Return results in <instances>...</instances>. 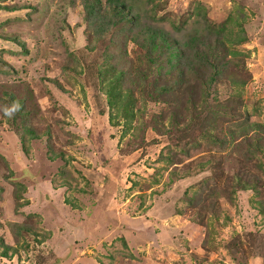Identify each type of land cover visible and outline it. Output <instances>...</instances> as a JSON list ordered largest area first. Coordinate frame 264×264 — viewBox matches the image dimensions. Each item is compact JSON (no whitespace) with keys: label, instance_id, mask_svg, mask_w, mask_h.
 <instances>
[{"label":"rangeland","instance_id":"rangeland-1","mask_svg":"<svg viewBox=\"0 0 264 264\" xmlns=\"http://www.w3.org/2000/svg\"><path fill=\"white\" fill-rule=\"evenodd\" d=\"M91 1L0 0V96L12 91L23 105L11 119L0 114V236L15 251L4 257L0 241V264H264V154L246 152L245 129L231 134L237 123L229 115L234 108L239 119L264 124V0H155L162 18L155 25L170 38L200 29L203 12L225 25L220 36L231 44L212 43L228 64L207 102L205 89L177 68L158 80L175 81L173 91L151 101L149 82L176 44L147 40L141 48L127 28L92 38ZM135 1L138 11L152 8ZM97 7L103 14L107 0ZM70 46L82 68L63 73ZM108 47L112 60L126 52L117 64L131 76L145 71L120 88L118 102L133 92L129 121L111 119L119 104L102 90ZM185 60L173 63L185 68ZM208 123L227 148L192 150L188 140L203 141ZM174 154L182 161L160 159ZM208 158L201 168L197 161Z\"/></svg>","mask_w":264,"mask_h":264},{"label":"trees","instance_id":"trees-1","mask_svg":"<svg viewBox=\"0 0 264 264\" xmlns=\"http://www.w3.org/2000/svg\"><path fill=\"white\" fill-rule=\"evenodd\" d=\"M99 3V0H93L90 3H86V10L88 11V19L95 23L96 19L97 24L93 27V30L97 32L95 36H92V38H95L96 40L103 37L105 34H107L109 31L112 30H120L127 28L130 35V40H133L136 44L139 46L144 47L145 41H149V44L153 47H157L159 45V42H166L167 46L172 47V44H176L175 49L171 50L169 53V56L167 58V64L165 66H168V69L163 71L165 69V66L161 68V66L158 67V70H156L157 75H155V78L149 82V90L148 95L150 97V100L153 99H159L161 95L168 94L169 92L173 91V88H175L176 83L173 81L171 84L166 83H160L158 80L165 76L164 72H171L174 68H177L179 73H183V69H187L189 73L192 75L193 78L198 82V89H205V92L203 95H201V101L207 102L210 91L212 86L216 85V82L219 80V78L223 75L225 65L228 64L227 60H224V58L219 61L218 57L214 54V43L212 42H218L219 44L224 45L225 43H230L232 40L230 38H227L226 41H223L220 34L224 33L225 25L224 24H216L209 21L207 12H203V23H201L200 29L194 30L192 34H187L186 38L184 40L176 39V38H170V33L155 25V21H160L162 18L158 16V11L155 0H148V4L152 5V8L150 10V7L147 8L148 10L144 9L141 10L137 9L136 7V1L135 0H107V6L108 10L103 12V14H100V8L97 7V4ZM5 9L8 10H16V6H2ZM150 10V11H149ZM199 11V10H198ZM151 19V20H150ZM175 30L179 31L183 27L177 22V20L173 21V26ZM127 31V32H128ZM201 33H203V36H201ZM201 37L209 38L208 42L204 44L203 39ZM142 39V40H140ZM95 40V41H96ZM231 40V41H228ZM170 41V42H169ZM235 41H243V38H238ZM112 43V42H111ZM209 43V44H208ZM231 44V43H230ZM178 48L177 46H180ZM93 45H89L87 48L93 49ZM127 49V48H126ZM229 49H226L225 56L228 54ZM114 52L110 47L106 48L104 50V61L103 64H100V69L98 70L100 81L102 84V90L105 92L109 99V104L112 105V107H115V103L117 102L119 104V107L117 106L116 111L113 113L111 112V119H116L119 116H122V118L126 121L131 120L135 116V110L134 105L135 101L130 97L133 92L129 89L126 90L128 93L127 97L122 101L118 102L119 96L122 95V83L124 81L130 80L131 83H135L134 80L140 78L145 71H136L134 72V75L131 76V71H127V67L122 68L117 64L118 62V56H121L124 52L123 50H119L117 52V56L112 60L110 58L114 57ZM234 53V52H233ZM68 55L71 57L70 62L68 65H60V69L63 73L67 71H77L79 67L82 68V64L80 62L79 57L75 54L74 49L69 48ZM179 58V59H186L184 61L185 68L182 67L180 64L173 63V59ZM112 60V61H110ZM126 77V78H125ZM145 77V74H144ZM235 83V81H233ZM239 84V82L237 83ZM130 94V95H129ZM3 98V104L10 105L13 101H21L20 99H17L16 96L13 94L12 91H2V94L0 96ZM139 99L138 96H136ZM8 98V99H7ZM129 98V100L126 102L125 100ZM191 102L193 100L190 99ZM194 104V103H193ZM20 109L22 110L23 105L22 101L20 102ZM229 109V108H228ZM19 110L18 112H21ZM230 110V109H229ZM228 110V111H229ZM234 113L229 111V115L234 117L235 122L237 123L235 125L236 130L234 132H231V134H235V132L241 131V128H244L245 132L244 137L246 138L247 142V148L246 152L249 153H256L257 151H261L264 154V147H262V144L264 145V124L260 122H252L251 119L248 117H241L239 119L238 117V111L234 110L232 108ZM227 111V112H228ZM26 112V111H25ZM220 112V111H217ZM226 112V113H227ZM215 116V115H214ZM216 118L213 119L211 123H214ZM210 123V124H211ZM209 123L207 124L208 128L206 127L205 130H203V141L200 139H192L188 140V144L191 145L192 150L198 149L201 147V145L204 144L206 146V150H215V148L225 149L227 148L229 142L225 138L220 137L218 134H214L213 127ZM174 126H177V124L174 122ZM31 133L32 139L40 138L38 135L33 133V131L28 130ZM254 131L253 133H256L257 136L252 138L248 136V133ZM252 138V139H251ZM248 139V141H247ZM252 140V141H250ZM189 147V148H191ZM188 149L183 150L184 156L191 155V151ZM178 154H174L172 157L163 155L160 156V159H163L167 161L169 164H175L182 159L181 157H177ZM55 156H51V159H54ZM64 158V157H63ZM212 159H206L205 161L199 160L197 161L198 165L203 168L205 165L210 163ZM262 167H264V164H261ZM172 173V172H171ZM236 183L241 187L242 186H248V184H243L244 181L239 179V177L236 178ZM18 184V183H17ZM18 186L25 189V184L19 183ZM244 188V187H243ZM17 199H21L23 195L21 193L16 194ZM67 202L70 203V199H66ZM28 203V200H25V203ZM23 202H19L17 205V208L22 206ZM22 228V226H19ZM0 241H2V244L4 246L2 255L4 257H8L9 250L14 247L10 244L4 243L3 238L0 236ZM15 252V251H14Z\"/></svg>","mask_w":264,"mask_h":264},{"label":"clouds","instance_id":"clouds-1","mask_svg":"<svg viewBox=\"0 0 264 264\" xmlns=\"http://www.w3.org/2000/svg\"><path fill=\"white\" fill-rule=\"evenodd\" d=\"M20 107L21 105L18 101H13L10 105H0V114L11 119L20 110Z\"/></svg>","mask_w":264,"mask_h":264}]
</instances>
